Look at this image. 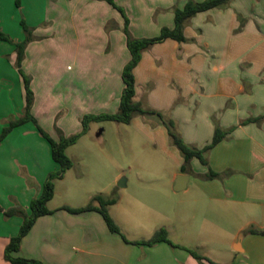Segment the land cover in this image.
Instances as JSON below:
<instances>
[{
	"label": "crops",
	"instance_id": "obj_1",
	"mask_svg": "<svg viewBox=\"0 0 264 264\" xmlns=\"http://www.w3.org/2000/svg\"><path fill=\"white\" fill-rule=\"evenodd\" d=\"M18 1L19 5L17 0H0V32L23 42L26 35L20 15L32 29L34 40L26 47L22 71L31 78L32 115L38 124L53 138L46 118L51 121L55 116V94L61 97L59 109L66 110L61 118L66 122L61 127L65 136L80 133L79 121L88 113H117L125 88L122 73L131 60L120 13L104 0ZM188 1H174L171 7L182 9ZM82 20L89 26L101 24L98 32H84L83 42L77 27ZM49 22L52 27L47 29ZM68 23L70 27H65ZM106 23L115 28L108 34L102 31ZM160 23L161 29H172L174 15L168 14ZM184 33L183 43L168 39L142 52L134 69V100L172 120L190 147L209 145L218 129L226 136L206 154L207 165L198 159L186 164L158 116L134 115L129 125H134L138 141L144 144L147 164L160 173L136 178L128 206L120 210L131 229L113 216L129 242L149 240L158 229L166 228L177 247L133 245L112 233L96 211L62 210L89 203L51 207L57 184L70 169L64 179L55 181V196L48 203L54 213L36 221L16 256L44 264H199L186 248L218 264H264V0H231L225 8L199 13ZM136 34L132 36H153ZM51 40L64 44L51 49L58 63L47 59ZM16 59L15 45L0 40V133L10 119L23 116L26 105ZM93 140L89 127L66 151L70 157L82 144L76 152L79 161L93 157L88 188L80 177L71 190L82 202L88 198L90 202L95 195L111 199L113 184L124 180L119 174L111 183L105 176L106 154ZM58 169L49 143L34 123L14 129L0 143V208L29 213L31 201L41 195L47 177ZM179 175L188 176L189 181L185 190L176 192ZM124 182L126 188L129 180ZM125 197L121 194L110 210L120 207ZM22 224L21 217L6 219L0 212V264H11L4 252Z\"/></svg>",
	"mask_w": 264,
	"mask_h": 264
},
{
	"label": "trees",
	"instance_id": "obj_2",
	"mask_svg": "<svg viewBox=\"0 0 264 264\" xmlns=\"http://www.w3.org/2000/svg\"><path fill=\"white\" fill-rule=\"evenodd\" d=\"M114 9L118 10L122 17L125 19V27L123 33L127 38V48L131 55V60L124 67L122 73V79L125 85L123 90L119 110L115 114H99V115H87L82 119V131L70 137H61L58 141L53 139L37 122L32 115V108L34 104V92L31 89V78L26 76L22 71V63L25 59V50L27 45L34 40L32 29L29 28L25 21L22 20L21 25L26 38L23 42L16 43L9 36L0 32V40L14 44L16 47L17 59L16 67L21 73L26 91V105L24 114L18 119H10L8 124L3 128L0 133V143L3 142L8 135L16 128L25 125L28 122L34 123L40 135L49 143L51 147L52 159L59 166V169L52 172L47 177L43 191L41 195L34 198L30 204V212L27 213L21 208H13L7 211H3L0 208V212L4 213L6 219L14 216H19L23 219V224L19 230L17 236L10 239L5 252V261L11 264H44L40 261L29 260L26 258L18 257L16 254L20 251L23 238L31 231L36 221L43 216L52 215L54 211L49 210L48 203L55 196V181L64 179L67 171L73 168V161L68 157L66 151L69 147L75 145L80 137L88 132L89 125L92 122L112 121L118 124L129 125L133 116L140 115H156L158 116L164 125L166 126L170 140L172 144L181 152L185 163L188 164L193 159H198L203 165H207L206 154L219 144L226 136L221 130H216L212 142L202 149H197L187 145L182 137L175 130V123L172 120H166L164 116L150 109H144L142 105L134 100L136 93V85L134 78V69L139 64L142 52L151 47L152 45L163 43L168 39L183 43L186 41L185 28L190 20L199 13L208 12L218 8L227 7L231 0H205L203 2H195L189 0L182 9H176L174 13V27L163 28L161 34L155 38H134L129 32V20L121 8H119L113 0H106ZM19 5V1L17 0ZM185 169H183L184 171ZM117 199H105L102 195H95L91 198L89 204L84 208H71L65 206L62 210H65L71 214H82L86 212L96 211L100 213L106 222L109 230L120 235L127 243L133 245H144L152 247L159 243H168L173 247L175 246L169 239L168 231L165 228L158 229L149 240H140L135 242H129L123 235L119 225L111 217L109 213V207L115 205ZM250 233L258 234L257 230H251ZM190 253V255L198 261L199 264H218L203 256L196 250L183 248Z\"/></svg>",
	"mask_w": 264,
	"mask_h": 264
},
{
	"label": "rangeland",
	"instance_id": "obj_3",
	"mask_svg": "<svg viewBox=\"0 0 264 264\" xmlns=\"http://www.w3.org/2000/svg\"><path fill=\"white\" fill-rule=\"evenodd\" d=\"M113 1L119 8L123 10L127 19L129 20V32L131 35H133V33H137L136 35H140L143 37L147 35H153L149 38H155L161 34V31L163 29V28L161 29L159 26V24H161L160 22L168 14L174 15L175 10L177 8H175L174 6L173 7L171 6L173 5L172 3L174 1H179V0H128V1L113 0ZM124 1H126L127 6L123 4ZM116 11L119 13L118 10ZM20 17H22L21 19L25 21V19L23 18V15H20ZM122 19H123V29H124L125 19L123 17ZM64 26L70 27V23H68V25L64 24ZM100 26H101L100 23L99 24L93 23V24H90L89 26L87 25L86 22H84V20L78 22L77 27H78L79 37L81 38V41L82 42L84 41L83 40L84 32H87L88 30L98 32V30L100 29ZM50 27H52L51 22L48 23L47 29H50ZM114 29L115 28H113V23L111 24L106 23L104 25V28H102V31L106 30L105 32L107 33V31L109 32L110 30L112 31ZM123 29H122V32H123ZM53 33L54 32L51 33L52 39L55 36ZM61 39H62V42H64V39L62 38V36H61ZM50 42L51 44H49V47L47 49L48 62L58 63L57 60L59 59L55 58V52L52 53L51 49H53L52 47L54 48L55 47L57 48L59 46L61 47V45L64 47V44H60V41H55V40H51L49 41V43ZM56 89L58 90L59 88L57 87ZM61 96L65 97V95H62V94ZM54 98L57 100V102L55 100L54 105L58 106L55 108V111H54L55 116H53L51 121L49 120V118L48 119L46 118V120L51 124L53 139L58 141L62 136L70 137V136H73V134L69 136H65L64 131L61 127H64L66 122L65 120H61V118L65 115L66 110L65 108H62L61 110L59 109L61 105L60 103L61 97H57V95L55 94ZM107 113L108 112H101V114H107ZM87 115H99V114L95 112L94 114L88 113L85 116ZM83 118L84 116L82 117V119ZM59 122L61 126L58 124ZM70 126H73V125L70 124ZM79 127L80 128L82 127V120L79 121ZM89 127L92 128V138L94 139L93 141L96 144H98V147H100V149H103V151L106 154V159L108 163L105 166V170H104L105 176L109 177V180L111 183H113L114 178L119 174H122V177H121L122 179L129 180L128 186L123 189L118 187V182L113 184V187L111 188L112 189L111 199L115 198L118 200L121 194H125L126 197H125V200L121 202L120 207L113 208L112 210H110V207H109V213L112 218L113 216L119 218L122 224L124 225V227H126L127 229H131L128 223L123 222L122 211L120 210H122L121 208H126L128 206L127 196L131 193L133 194V192L135 191L136 178L138 176H146L147 178V176H151L150 174H154V172L160 173L159 169H157L156 167L149 166L147 164L146 162V160H148L147 152L143 150L144 144H141L138 141L135 135V132L133 131L134 125H123V124H118L112 121H102V122H92L90 123ZM81 146L82 144L77 145V147L70 152L69 158L73 161V164H74L72 171L68 173V175L66 176V179L63 182H60L57 184V197L53 201L51 207H54L56 205H64L65 203H76V204L82 203V205H87L89 203V200H88L89 198L85 200L86 202L84 201L82 202L81 200L78 199L76 195H74L73 192H71V190L75 186L76 180H78L80 177H82L80 179H82L81 182L83 183V185L88 188L86 184L89 183V179L91 178V176H93L91 175L93 173V170H92L93 157L89 155L84 160V162H81V160L79 161V159L77 158L76 152L80 150ZM139 166H141L140 168L143 167L142 170L145 173L142 172L141 174L139 172L140 171L138 169ZM175 194L180 195L183 193H175ZM175 229H176L175 227L172 228V233L176 232Z\"/></svg>",
	"mask_w": 264,
	"mask_h": 264
},
{
	"label": "water",
	"instance_id": "obj_4",
	"mask_svg": "<svg viewBox=\"0 0 264 264\" xmlns=\"http://www.w3.org/2000/svg\"><path fill=\"white\" fill-rule=\"evenodd\" d=\"M188 181H189V177L188 176H186V175H179L177 177L174 190L176 192H180V191L185 190L186 187H187ZM124 183H125L124 180H121L118 183V187L123 188L124 185H125Z\"/></svg>",
	"mask_w": 264,
	"mask_h": 264
}]
</instances>
